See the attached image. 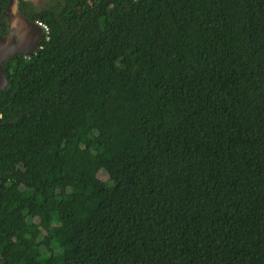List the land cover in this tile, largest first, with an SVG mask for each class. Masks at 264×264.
<instances>
[{
	"label": "trees",
	"instance_id": "trees-1",
	"mask_svg": "<svg viewBox=\"0 0 264 264\" xmlns=\"http://www.w3.org/2000/svg\"><path fill=\"white\" fill-rule=\"evenodd\" d=\"M38 20L50 39L4 63L0 264H264V0Z\"/></svg>",
	"mask_w": 264,
	"mask_h": 264
},
{
	"label": "water",
	"instance_id": "water-1",
	"mask_svg": "<svg viewBox=\"0 0 264 264\" xmlns=\"http://www.w3.org/2000/svg\"><path fill=\"white\" fill-rule=\"evenodd\" d=\"M10 32L6 37L0 35V89L9 86L6 77L4 63L16 54H29L36 51L38 42L42 40L43 34L37 23L30 22L18 9V0H10L7 7ZM41 35L36 37L35 30ZM19 34V42H16L14 33Z\"/></svg>",
	"mask_w": 264,
	"mask_h": 264
},
{
	"label": "flooded vegetation",
	"instance_id": "flooded-vegetation-1",
	"mask_svg": "<svg viewBox=\"0 0 264 264\" xmlns=\"http://www.w3.org/2000/svg\"><path fill=\"white\" fill-rule=\"evenodd\" d=\"M48 1L49 0H32V2L28 5V7L26 9H23L22 8L23 5L20 6L19 2H18V9H19L20 13L25 18H27L30 22L36 23L37 22L36 20H37V17H38V13L40 11H42L46 7ZM7 13L8 12H7V8H6L5 11H3V14L1 15L3 20L0 18V35L3 36V37H6L9 34V32H10V27H9V21H8ZM32 18L35 19V20H32ZM38 34L41 35V32L36 29L35 30L36 37L38 36ZM14 37L16 39V42H19V34L17 32L14 33ZM41 41L42 40H40L38 42V46L36 47V50L39 48Z\"/></svg>",
	"mask_w": 264,
	"mask_h": 264
},
{
	"label": "built area",
	"instance_id": "built-area-1",
	"mask_svg": "<svg viewBox=\"0 0 264 264\" xmlns=\"http://www.w3.org/2000/svg\"><path fill=\"white\" fill-rule=\"evenodd\" d=\"M36 23L42 30V34H43V38L42 39L49 40L50 39V28H49V25L46 22L40 21V20H38Z\"/></svg>",
	"mask_w": 264,
	"mask_h": 264
},
{
	"label": "rangeland",
	"instance_id": "rangeland-1",
	"mask_svg": "<svg viewBox=\"0 0 264 264\" xmlns=\"http://www.w3.org/2000/svg\"><path fill=\"white\" fill-rule=\"evenodd\" d=\"M44 2V1H43Z\"/></svg>",
	"mask_w": 264,
	"mask_h": 264
}]
</instances>
